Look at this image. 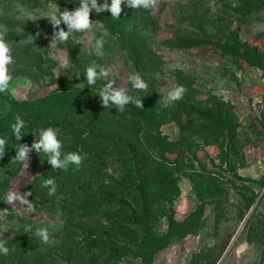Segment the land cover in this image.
Instances as JSON below:
<instances>
[{
    "label": "rangeland",
    "instance_id": "374dc122",
    "mask_svg": "<svg viewBox=\"0 0 264 264\" xmlns=\"http://www.w3.org/2000/svg\"><path fill=\"white\" fill-rule=\"evenodd\" d=\"M79 3L0 0V31L14 61L3 102L69 91L88 105L49 116L82 122L80 137L90 128L92 139L103 133L111 140L90 145L101 162L70 165L76 172L56 183L53 196L41 186L49 172L29 153L28 167L0 199L9 213H0V240L9 249L0 264H264V0H159L155 11L125 2L119 19L93 9L92 30L52 41L67 26L54 30L47 15ZM105 31L98 57L92 43ZM93 61L113 66L109 79L141 98L143 109L105 108L98 95L106 80H86ZM132 72L147 82L146 92L132 88ZM176 85L187 89L184 98L166 104ZM9 190L31 192L35 210L17 202L12 212ZM98 192L114 194L121 207L88 217L87 199ZM37 227H47L56 243H42Z\"/></svg>",
    "mask_w": 264,
    "mask_h": 264
},
{
    "label": "clouds",
    "instance_id": "9594fccd",
    "mask_svg": "<svg viewBox=\"0 0 264 264\" xmlns=\"http://www.w3.org/2000/svg\"><path fill=\"white\" fill-rule=\"evenodd\" d=\"M127 3L130 8L155 11L158 6L159 0H111V4L107 3V0L103 4H99L98 0H80L79 6L74 11L65 9L60 12L57 6V10L50 12L47 15V19L53 26L54 30L59 28L63 22L67 26V31L63 28L54 31L52 41H58L60 43H66L72 33L74 32H87L93 29L96 21L90 19V13L93 9L97 14L103 11H110L112 18L119 19L122 12V3ZM6 30L0 31V93L6 92L9 89L10 82L13 77L9 72V65L13 61L12 46L6 40ZM104 34L94 40L92 48L98 57H103L104 48ZM115 71L113 66H104L93 61L86 69V80L89 86L96 83L98 79L106 80V83L99 91V97L102 105L105 108L115 107L118 113H122L125 106L129 103L134 104L137 108L143 109L142 99L134 97L128 94V90L124 87L116 85L114 79H109L112 73ZM127 80L131 83L132 88L137 91H147L148 84L142 78L138 72H132L128 75ZM187 89L183 85H176L167 92L166 104H172L184 98ZM25 127V121L19 114L15 116L14 123L11 125V129L14 138L20 141L23 137L21 135L22 129ZM59 129L54 127L41 128L39 130V136L34 143L29 146L28 144H18L16 154L12 158L13 161L23 164L24 168L28 167L29 153L34 149L38 153L47 154V162L52 166L53 170H66L69 165H75L78 169L81 166L84 156L80 152H66L62 153L63 147L62 141L58 138ZM7 139L6 137H0V158L5 154ZM42 187L48 188V195L53 196L57 192V184L53 178H48L42 181ZM32 195L31 192H25L21 194L19 190H9L5 196V203L12 205V212H16L17 209L14 205L19 202L21 205L26 206V211L32 213L35 210L34 204L28 199ZM0 213L8 215V210H0ZM25 231H32L31 225L25 226ZM35 236L38 237L42 243L55 244L56 241L52 238L49 229L47 227H37L35 229ZM9 249L5 246V242L0 240V254L8 255Z\"/></svg>",
    "mask_w": 264,
    "mask_h": 264
},
{
    "label": "trees",
    "instance_id": "16d2710c",
    "mask_svg": "<svg viewBox=\"0 0 264 264\" xmlns=\"http://www.w3.org/2000/svg\"><path fill=\"white\" fill-rule=\"evenodd\" d=\"M58 94V93H56ZM62 95L54 96L50 95L47 98L39 101V102H3V99L0 96V137H6L7 144L5 149V154L2 158H0V199L4 197L5 189L10 184V180H12L20 171L23 164L13 161V157L16 154L15 147L18 144H28L31 146L33 141L39 136V130L41 128H47L49 126L59 129L58 138L62 141L63 144H66L62 147V153L66 152H80L84 156V160L88 157H94L96 163H100L101 159L96 157L90 152L92 150V145L96 148L102 147L104 145H108L111 140L105 137V134L99 133L96 136V139H92L90 134L92 131L89 129L87 133L89 136L80 137L81 134L84 133L85 127L82 122L78 121H66L60 120L58 116H49V113L58 114V112H75L79 106H87L88 102H75L73 97L74 95L67 91L61 93ZM59 101V102H58ZM5 104L10 105V109L6 113H2ZM78 113V112H77ZM19 114L21 118L25 121V127L21 131V135H23L20 141H17L14 138L11 125L14 123L15 116ZM158 137V136H157ZM157 139V138H156ZM95 144V145H94ZM157 147L161 148L162 142H158L157 139ZM91 145V146H90ZM128 147L134 152L131 143H128ZM96 153V152H94ZM131 154V152H130ZM37 156L41 160V162L45 165L47 172H49V177L53 178L56 183H60L64 185L69 183L68 179H70V175L75 173L76 171L72 170L70 165L66 170H53L52 166L47 162V154L41 152H37ZM133 161L136 160V156L132 155ZM82 162L81 165H85L86 162ZM89 171V170H88ZM79 177V174L78 176ZM79 181V180H76ZM120 187V186H117ZM114 188V187H113ZM112 189V188H111ZM120 189L124 192L125 187H120ZM138 191V189H137ZM139 193L141 191L139 190ZM91 197L87 199V216H91L94 214V209L97 211L99 208L104 206H110L113 208H120V201L115 200V196L109 192H98L96 195L91 194ZM143 199L141 198V201ZM1 203V200H0ZM143 206L145 203L143 201ZM143 215L148 213V211L142 210ZM96 214V213H95Z\"/></svg>",
    "mask_w": 264,
    "mask_h": 264
}]
</instances>
